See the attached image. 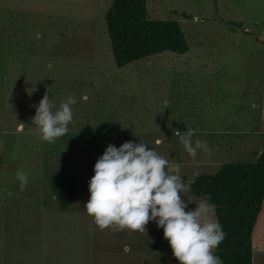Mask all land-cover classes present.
Wrapping results in <instances>:
<instances>
[{
    "label": "rangeland",
    "instance_id": "obj_1",
    "mask_svg": "<svg viewBox=\"0 0 264 264\" xmlns=\"http://www.w3.org/2000/svg\"><path fill=\"white\" fill-rule=\"evenodd\" d=\"M112 1L0 0V264H179L155 222L144 234L95 225L84 206L97 159L109 144L142 141L189 185L261 150L264 0H147L148 18L176 22L188 51L123 68L104 21ZM46 94L57 108L77 100L52 144L32 123ZM187 129L210 156H189L175 135ZM18 170L29 174L23 192ZM56 174L78 187L68 210L52 192ZM184 199L189 209L200 201ZM251 242L252 264H264V201Z\"/></svg>",
    "mask_w": 264,
    "mask_h": 264
},
{
    "label": "clouds",
    "instance_id": "obj_2",
    "mask_svg": "<svg viewBox=\"0 0 264 264\" xmlns=\"http://www.w3.org/2000/svg\"><path fill=\"white\" fill-rule=\"evenodd\" d=\"M76 103L72 96L58 108L47 94L40 100L32 123L43 141L55 143L68 132ZM175 135L193 159L198 150L212 154L206 141L193 140L196 130L175 131ZM180 169V164L171 162L142 141L125 142L119 148L109 144L95 163L88 186L90 198L84 208L101 231L111 228L144 234L146 225L155 222L163 229V238L179 264H223L214 255L226 236L219 222L210 216L215 205L209 203V196H204L194 209L188 208L190 203L184 194L189 192L190 185L182 179ZM28 177L26 172L16 173L21 192L27 187ZM5 194L14 195L9 191Z\"/></svg>",
    "mask_w": 264,
    "mask_h": 264
},
{
    "label": "trees",
    "instance_id": "obj_3",
    "mask_svg": "<svg viewBox=\"0 0 264 264\" xmlns=\"http://www.w3.org/2000/svg\"><path fill=\"white\" fill-rule=\"evenodd\" d=\"M111 53L117 68L138 60L170 52L188 51L185 36L174 21L150 20L147 0H113L104 15ZM263 143L249 162L221 165L214 173H198L190 193L214 204L215 219L226 234L214 250L223 264H252L251 236L264 201V98L262 110ZM50 186L62 210H68L78 187L63 176L51 177ZM67 186L70 191L63 193Z\"/></svg>",
    "mask_w": 264,
    "mask_h": 264
},
{
    "label": "crops",
    "instance_id": "obj_4",
    "mask_svg": "<svg viewBox=\"0 0 264 264\" xmlns=\"http://www.w3.org/2000/svg\"><path fill=\"white\" fill-rule=\"evenodd\" d=\"M216 220V219H215Z\"/></svg>",
    "mask_w": 264,
    "mask_h": 264
}]
</instances>
